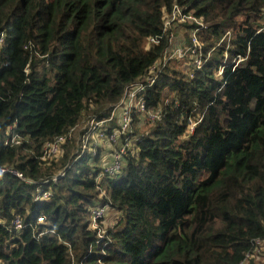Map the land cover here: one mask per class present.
<instances>
[{
	"label": "trees",
	"instance_id": "16d2710c",
	"mask_svg": "<svg viewBox=\"0 0 264 264\" xmlns=\"http://www.w3.org/2000/svg\"><path fill=\"white\" fill-rule=\"evenodd\" d=\"M175 5L202 24L184 21L170 42ZM193 32L187 54L209 60L192 76L179 67L190 56L170 60L141 93L161 119L133 111L123 131L128 89ZM225 53L241 60L218 78ZM90 121L104 136L119 129L116 142L75 160ZM60 136V157L44 163ZM125 143L122 172L100 177ZM2 166L34 180L0 177L5 264H264V250L251 258L264 240V0H0ZM39 183L49 199H35ZM99 205L118 213L101 238Z\"/></svg>",
	"mask_w": 264,
	"mask_h": 264
},
{
	"label": "built area",
	"instance_id": "2783aa9c",
	"mask_svg": "<svg viewBox=\"0 0 264 264\" xmlns=\"http://www.w3.org/2000/svg\"><path fill=\"white\" fill-rule=\"evenodd\" d=\"M186 20H191L195 21L197 23L202 24V21L200 19L195 18L193 15L188 14L185 15L182 11V9L178 6L175 5L171 14L167 15L165 18V31L167 32V35L169 37L170 42H175L176 41V31L182 29V23ZM150 41L155 42L156 40L151 39ZM192 46L187 45L186 43L183 44H177L173 46L168 52L165 53L163 56L162 60H160L157 64H155L152 68L150 73L144 78V80L136 85H133L122 100L120 101L119 106L122 107V114H120V126L122 127V130L125 131L131 121H132V112L136 111L138 113H142L144 115H147V119L151 120L152 122L160 120L162 113L161 110L159 111H146V102L144 100V97L141 95L142 91H144L145 87L147 85H152L156 83L161 75V71L165 67V65L170 61V60H175V59H183L186 56H190L192 60H182L185 66V71H188L190 75L196 73L197 70H200L206 62L209 60V56L207 58H204L200 54H195V55H188L187 53L193 47V52L196 51V49L199 47V40L196 37V32L192 33ZM222 41H220L221 43ZM219 43V44H220ZM218 44V45H219ZM229 47V43L227 45V48ZM227 52V51H226ZM241 60H232L229 61L227 58V53H225V57L222 61V64L220 65L219 70L216 72V77L220 78L223 75V70L227 65L233 64L235 61L236 63ZM116 115V111H113L111 114V118ZM193 121H190V123ZM104 121L102 122H94L90 121L87 127V130L85 131V134L83 135L81 139V150L75 157V160L79 159L84 155L86 151L92 153L93 156L96 155V149L100 145L98 142H95L90 146L91 141H100L102 142L103 140L111 146V143H115L119 129H116L114 132L111 133V135L104 136V133L102 131H95V128L98 126H102ZM197 122H194V124ZM194 124L191 125L190 130L193 132L194 131ZM92 138H95L94 140ZM65 141V138L63 136L55 138L53 141H49L45 144L44 146V151L43 155L41 157V160L44 161H49L52 158L56 156L57 153L61 152V146L63 145ZM128 143H125L124 145L118 147L116 150L111 151L110 157L111 159H106L105 164L102 167V171L100 174V177L103 175H108V176H115L117 174H120L124 168V162L122 161L121 157L126 153V149L128 147ZM64 170L60 171V174L55 175L51 180H46L45 183H50L57 181L60 176L64 175ZM13 175L18 177L19 179H22L26 181L27 183L31 184L34 183V180L31 178H28L24 175V173L16 168L13 167H8V166H2L0 167V177L3 175ZM52 192V187L48 186L47 189H44L38 184L36 194H35V199L37 201L40 200H47L51 196ZM107 206L104 205H99L96 207H93L91 209L90 217H91V227L98 229V236L101 238L104 234L103 229L100 227L101 221L105 218L107 214ZM46 221V218L44 215H39L37 217V223H44ZM14 227L17 230H21L23 228V221L20 217H16L14 222ZM0 264H5L2 260H0Z\"/></svg>",
	"mask_w": 264,
	"mask_h": 264
},
{
	"label": "rangeland",
	"instance_id": "374dc122",
	"mask_svg": "<svg viewBox=\"0 0 264 264\" xmlns=\"http://www.w3.org/2000/svg\"><path fill=\"white\" fill-rule=\"evenodd\" d=\"M179 67L183 70V69H185V66H184V64H180L179 65ZM172 96H173V93H172ZM120 114H122V107L121 106H119L118 108H117V115L118 116H120ZM147 122V121H146ZM85 124V123H84ZM83 124V125H84ZM82 125V126H83ZM150 125L151 124H148V123H144V125H142L140 128H141V130L142 131H146L147 129H149V127H150ZM81 126V127H82ZM80 127V128H81ZM93 140L95 139V138H92ZM95 142H98L100 145H99V147L100 148H102L103 150H109L110 149V146H108L106 143H104V142H100V141H91L90 142V146H92V144H94ZM60 155H61V152L60 153H57L56 154V156L54 157V158H52L51 160H57L59 157H60ZM51 160H49V161H44V163H50V161ZM57 174H60V172L59 173H57ZM56 174V175H57ZM118 213H116V212H114L113 210H111L109 207L107 208V214H106V216H105V220L104 221H106V224H108L109 222H114V221H116V219L118 218ZM264 250V240L260 243V246H259V250H258V252L256 253V254H254L251 258H253V259H255L256 260V262H258V261H262V259H263V257H262V251ZM249 262V264H251V262L250 261H248ZM248 262L247 263H245V264H248Z\"/></svg>",
	"mask_w": 264,
	"mask_h": 264
}]
</instances>
